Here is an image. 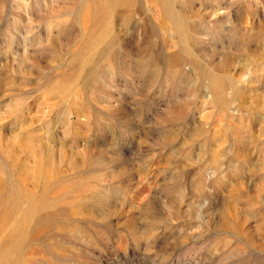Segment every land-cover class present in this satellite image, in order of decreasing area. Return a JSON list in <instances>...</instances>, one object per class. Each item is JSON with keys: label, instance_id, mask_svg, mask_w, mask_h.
Returning <instances> with one entry per match:
<instances>
[{"label": "rangeland", "instance_id": "obj_1", "mask_svg": "<svg viewBox=\"0 0 264 264\" xmlns=\"http://www.w3.org/2000/svg\"><path fill=\"white\" fill-rule=\"evenodd\" d=\"M0 264H264V0H0Z\"/></svg>", "mask_w": 264, "mask_h": 264}]
</instances>
